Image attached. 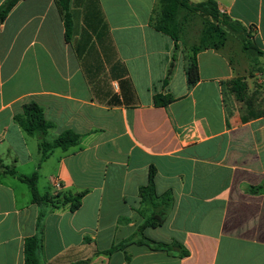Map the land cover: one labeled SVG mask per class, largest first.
<instances>
[{"label":"crops","instance_id":"obj_1","mask_svg":"<svg viewBox=\"0 0 264 264\" xmlns=\"http://www.w3.org/2000/svg\"><path fill=\"white\" fill-rule=\"evenodd\" d=\"M213 1L264 54V0ZM157 5L70 0L67 37L57 0H22L1 25L0 159L37 174L41 195H84L76 211L38 205L26 183L1 178L0 264H27L34 237L39 264H264V71L246 51L232 59L205 49L190 86L193 46L154 28ZM237 79L248 102L231 90ZM156 96L173 100L159 105ZM29 103L53 125L48 142L72 131L80 143L42 159L39 139L16 121ZM152 168L156 192L171 190L174 202L144 235L188 255L138 243L105 254L144 223L139 189Z\"/></svg>","mask_w":264,"mask_h":264},{"label":"trees","instance_id":"obj_2","mask_svg":"<svg viewBox=\"0 0 264 264\" xmlns=\"http://www.w3.org/2000/svg\"><path fill=\"white\" fill-rule=\"evenodd\" d=\"M22 0H5L0 6V27L8 17L11 10ZM61 14L64 19L66 35L70 36L72 31V18L70 14V0H57ZM199 15L208 24L207 29L200 41L199 46L192 47V56L189 58L187 68L188 84L195 85L199 81V67L197 61L198 52L205 49L220 50L224 47L229 32L241 40L244 51L250 56H263L254 43L250 41V36L245 28L236 21H232L227 15L220 12L218 5L213 0H206L200 3H193L190 0H158V5L153 19L154 28L168 36L176 43L183 38L185 20L191 16ZM178 48V47H177ZM172 73V67L168 72ZM232 92L238 100L246 98V85L241 79H237L230 84ZM156 103L167 105L172 102L171 96H156ZM16 121L29 136H36L39 139V149L42 159H46L49 153L60 148L64 151L80 143L81 136L72 131L63 132L53 142L46 140L48 131L53 125L48 122L43 114L42 109L36 103H29L24 106V113L16 117ZM156 171L150 170L148 183L139 189L141 199L140 215L144 218V223L140 225L134 236L127 242L112 246L111 249L104 252L109 255L121 249H124L130 243H138L149 246L151 249L164 250L172 253L179 251V256H186L188 252L185 248L177 243L165 244L150 240L144 235L148 227H158L165 223L173 207V192L168 190L162 194L156 192L155 184ZM6 176L17 177L21 182L26 183L33 196L34 203L38 205L51 204L55 208L70 205L71 211H76L81 206V200L84 193L76 196H65L60 200V196L50 197L39 193L37 182L38 175L31 176L19 175L14 165H6L0 159V179ZM41 225V224H40ZM42 247L39 237L28 239L26 242V262L27 264H39L38 253ZM130 260V256L127 255Z\"/></svg>","mask_w":264,"mask_h":264},{"label":"rangeland","instance_id":"obj_3","mask_svg":"<svg viewBox=\"0 0 264 264\" xmlns=\"http://www.w3.org/2000/svg\"><path fill=\"white\" fill-rule=\"evenodd\" d=\"M207 27H208L207 22L201 16L199 15L191 16L185 20L183 38L185 39L188 45L199 46L200 41ZM222 49H225L230 55V57H232V59L233 58L237 59L238 55L244 51L241 40L235 35L231 34L230 32L226 38L225 45ZM248 56L253 58L250 61H248V63H250V65L253 68L256 66L255 70L261 72L264 71V65L258 67L259 63L261 65V59L259 58L260 56H254V57L250 55ZM243 60L245 61V59ZM245 100H246L245 102H248V99L245 98Z\"/></svg>","mask_w":264,"mask_h":264},{"label":"built area","instance_id":"obj_4","mask_svg":"<svg viewBox=\"0 0 264 264\" xmlns=\"http://www.w3.org/2000/svg\"><path fill=\"white\" fill-rule=\"evenodd\" d=\"M52 185L55 191H59L61 189V182L56 178L52 180Z\"/></svg>","mask_w":264,"mask_h":264}]
</instances>
